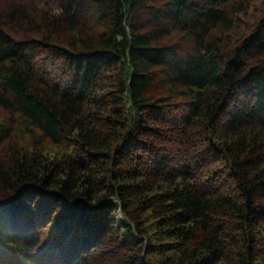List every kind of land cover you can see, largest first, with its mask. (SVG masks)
Returning a JSON list of instances; mask_svg holds the SVG:
<instances>
[{
  "label": "trees",
  "instance_id": "trees-1",
  "mask_svg": "<svg viewBox=\"0 0 264 264\" xmlns=\"http://www.w3.org/2000/svg\"><path fill=\"white\" fill-rule=\"evenodd\" d=\"M2 1L0 264H264V12Z\"/></svg>",
  "mask_w": 264,
  "mask_h": 264
},
{
  "label": "rangeland",
  "instance_id": "rangeland-1",
  "mask_svg": "<svg viewBox=\"0 0 264 264\" xmlns=\"http://www.w3.org/2000/svg\"><path fill=\"white\" fill-rule=\"evenodd\" d=\"M236 1L239 0H230L231 3ZM241 1H244L245 8L242 12L237 15L234 27L229 33L230 38H232L231 42H233V40L235 39L237 40L238 38H240L241 35L246 34L249 28H251V26L253 25V23L259 18L262 12H264V0ZM24 2L25 1L20 0H3L2 6L4 8H8L13 4H24ZM26 3L27 8L32 10L33 8L37 10V8H40L38 7V5L42 4L40 0L26 1ZM231 42L229 44H231Z\"/></svg>",
  "mask_w": 264,
  "mask_h": 264
},
{
  "label": "clouds",
  "instance_id": "clouds-1",
  "mask_svg": "<svg viewBox=\"0 0 264 264\" xmlns=\"http://www.w3.org/2000/svg\"><path fill=\"white\" fill-rule=\"evenodd\" d=\"M38 7L44 8L45 5L40 4V5H38ZM63 13H64V9L62 7H60L58 4H53L51 6L49 16L50 17H60L61 15H63Z\"/></svg>",
  "mask_w": 264,
  "mask_h": 264
}]
</instances>
